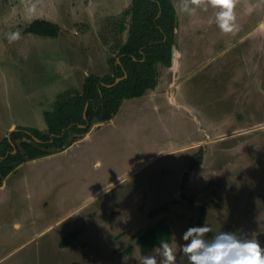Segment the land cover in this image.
I'll use <instances>...</instances> for the list:
<instances>
[{"label": "rangeland", "instance_id": "rangeland-1", "mask_svg": "<svg viewBox=\"0 0 264 264\" xmlns=\"http://www.w3.org/2000/svg\"><path fill=\"white\" fill-rule=\"evenodd\" d=\"M130 2L0 0V141L11 136L15 127L43 130V110L51 109L60 93L72 92L58 90L60 85L83 88L86 75L112 72L110 58L118 51L105 40L117 36L115 24ZM210 8L191 13L195 22L184 31L186 47L195 55L204 52L208 58L204 62L210 66L208 74L185 85L186 105L190 103L197 117L163 98L172 77L181 80V74L167 69L153 91L160 104L157 109L145 101L147 97L124 104L122 130L116 140L122 149L119 156H110L117 162L91 166L73 145L57 164L42 158L15 168L0 189V264H142L161 245L142 255L136 244L138 233L165 217L174 232L172 241L166 243L179 251L185 243L183 233L197 222L201 205L208 210L209 238L220 231L236 232L257 239L264 247V131L224 138L226 131L263 123L264 107L259 108L260 118L238 116L234 113L241 108L219 106L213 88L205 86L212 77L241 79L242 70L228 56L220 57L228 45L225 41L218 44L215 58H210L208 39L193 40L194 30L202 26L200 18L204 20ZM36 18L57 22L59 36L27 33ZM205 28L200 27L197 34ZM14 32L20 39L9 42L7 36ZM180 42L182 52L188 53L183 38ZM248 81L257 83L253 76L244 77L243 82ZM181 97L178 90L176 99ZM206 124L215 125L212 131L217 129L219 138L209 140L205 149L193 147ZM172 146L189 150L151 157L155 150ZM201 148L203 161L191 170L184 190V174ZM105 166L109 169L100 174L93 171ZM165 202L166 211L154 218L148 215ZM80 228L83 232L71 245L60 246L64 236ZM130 246L134 249L128 253ZM177 264H188L187 257L179 254Z\"/></svg>", "mask_w": 264, "mask_h": 264}, {"label": "trees", "instance_id": "trees-1", "mask_svg": "<svg viewBox=\"0 0 264 264\" xmlns=\"http://www.w3.org/2000/svg\"><path fill=\"white\" fill-rule=\"evenodd\" d=\"M178 25L173 0H131L115 24L117 36L105 40L106 43L112 42L118 51L115 57L110 58L112 72L105 75L88 74L81 91L70 95L67 92L60 94L54 106L45 111L46 132L33 126L15 128L11 132V139L17 147L15 153L8 136L0 141V186L17 165L66 148L89 131L95 122L112 119L126 98L140 97L149 89H154L159 81L158 67L173 65ZM25 31L57 37L61 26L46 18H36ZM125 71L127 77L113 86L108 85L114 83L117 77L124 76ZM33 136L41 141H36ZM203 157V148L192 157L190 169L184 174V190L190 182L191 170L203 161ZM167 205L165 202L151 209L148 215L151 218L158 216L167 210ZM207 219L208 210L202 205L197 222L190 227L204 226ZM82 232L83 228L70 232L61 239L60 246L71 245ZM173 235V228L164 217L141 230L135 238L141 254L145 256L162 243L171 242ZM133 249L130 246L127 252L131 253Z\"/></svg>", "mask_w": 264, "mask_h": 264}, {"label": "crops", "instance_id": "crops-1", "mask_svg": "<svg viewBox=\"0 0 264 264\" xmlns=\"http://www.w3.org/2000/svg\"><path fill=\"white\" fill-rule=\"evenodd\" d=\"M173 1L177 10L178 21H179V25L176 31L174 62L172 66L161 65L158 67V71H159L158 85L160 84V80H161L160 77L161 74H164V70L168 69L177 76L181 74L180 81L172 77L170 84L171 88L170 85L167 86L168 90H166L163 98L166 97V100L169 104L176 105L177 110H180L179 108L181 107V112L187 111L188 114H190L191 116L194 115L197 117V114L195 113L194 108L193 109L191 108L192 106H190V103L189 105H186L188 103H186L185 101V95H186L185 85L187 86V82H190L193 78L195 79L199 77L200 74L201 75L208 74L210 72V68H209L210 66L208 65V63L204 62L205 60H208V58H205L203 56L204 52L195 55L192 54L194 52H191L186 47L184 41V38L186 36L184 31L187 29V25H190L191 21L193 23L195 22L194 16L182 10V4L184 0H173ZM218 10L219 9H215L211 7L209 10L210 13L204 16V20L200 18L201 20L200 25H202L200 27H206V28L203 34H201L202 31H200V33L197 34V31L200 27L195 29L194 31L196 34H193V40L194 38L199 36L208 39V43H209L208 49L210 51V58L211 57L215 58V56L219 53L217 48L219 43L223 41L228 43L227 47L223 50L220 57L228 56V58L233 60L234 66L242 67L241 79L231 78L230 80L228 79L219 80L218 78L215 79L214 77H212L211 83L205 86L207 87V89L208 86H210V88L211 87L213 88L214 90L212 91L213 98L216 100V102H218L217 104L219 106L222 104H226L235 108H241V111L236 110L235 112L237 113L234 114L239 116L244 113L246 115L245 116L246 118H260L258 116L259 108L264 107V0H238V3L234 8L238 30L235 31L234 33H224L216 25L215 13ZM248 27H252V28L250 30H246ZM211 31L215 32V34H211L212 33ZM181 38H183V43H182L184 44L183 48L187 49L188 53H186L185 51L182 52V49L180 47ZM197 55H199L200 57ZM250 76H253L256 79L257 83L251 81L243 82L244 77L249 78ZM158 85L154 89H149L144 95L140 96L142 98L147 97L148 99L145 101L147 103H149V101L153 102L154 103L153 107H155L156 109L158 106H160V104H157V100H156L157 98H154L155 93L153 91L157 89ZM69 87L70 86L66 88L65 85H60V88L58 90L72 91L71 93H74L75 91H81L83 89L82 87H79L77 89L76 88L71 89ZM178 90H181L182 92V97L180 101L176 99V93L178 92ZM68 93L69 92H67V94ZM132 98H126L124 100V102L122 103L123 105H121L118 113H116V115H114L112 119L103 122L100 121L95 122L91 126L89 131H87L83 136L76 138V140H74L66 148L53 151L51 153L33 159H29L17 165L15 168L20 167L27 162L37 161L42 158H46L47 160L50 161L55 160L57 164V161H60L64 156H66V153L69 150H71L73 145H76V147L79 148L77 149V154L82 155L83 157H86L91 161L92 163L91 166L97 167L96 166L97 162H99V167L102 166L103 163L107 165H112V162L113 163L115 161L117 162L118 159L112 160L110 156H115V157L119 156L122 149V147L118 144V141H116L119 139L122 130V128L120 127V118L122 117L123 113L121 115L120 113L124 108V104L127 103V101H129ZM155 100L156 102H154ZM252 108H255L254 111H252ZM46 110L48 109H44L42 114V116H44L43 118L44 123L46 125L43 130L41 129L42 131L48 129L45 119ZM242 110H245V112H243ZM10 127L11 129L14 128L15 123H13ZM213 127H215V125L212 127H208L206 124V127L203 128L201 126L200 131H202V134L195 136L196 138H198V140L196 139L197 141H194L193 147L198 146V147H203L205 149L206 147L205 145L209 140L214 138H219L218 136L220 133L217 132V129L212 131ZM256 129L257 131L263 132L264 122L257 123L254 125L253 124L246 125V127L237 130L226 131V133H224L226 137L224 138L239 136L240 132H245V131L247 133H253V131H256ZM111 139H113L115 143H113ZM183 150L188 151L189 149L185 147L182 148V146H172V148L170 149L163 148L160 150H155V153L151 157L154 158V157H162L168 154H178ZM107 169H109V166H105L104 169L101 171L99 170H93V171L100 174L102 171H105ZM4 185L5 184L3 183L0 186V189H2ZM182 185L183 182L181 184V187ZM30 195L33 196L34 194L31 192Z\"/></svg>", "mask_w": 264, "mask_h": 264}, {"label": "clouds", "instance_id": "clouds-1", "mask_svg": "<svg viewBox=\"0 0 264 264\" xmlns=\"http://www.w3.org/2000/svg\"><path fill=\"white\" fill-rule=\"evenodd\" d=\"M238 0H184L182 10L194 13L197 8L207 10L209 7L219 9L215 13V23L224 33L238 30L234 8ZM9 42L20 39L18 32L7 36ZM99 167V162H97ZM107 190V189H106ZM19 229V224H14ZM210 226L189 227L182 236L185 243L179 251L167 243H162L159 250L145 256L142 264H177V257L183 254L188 264H264V247L257 239L241 236L236 232H217L211 238Z\"/></svg>", "mask_w": 264, "mask_h": 264}, {"label": "water", "instance_id": "water-1", "mask_svg": "<svg viewBox=\"0 0 264 264\" xmlns=\"http://www.w3.org/2000/svg\"><path fill=\"white\" fill-rule=\"evenodd\" d=\"M128 76V73L125 71V74H124V76H119V77H117L116 78V80H115V82L114 83H110V84H108L109 86H113V85H115L116 83H118L119 81H121L123 78H125V77H127ZM88 103L86 104V110H87V108H88ZM85 117H87V115H86V113H85ZM8 138H9V140H10V142L12 143V145L15 147V149H14V153L17 151V147H16V145H15V143H14V141L11 139V136H10V134L8 135ZM33 138L36 140V141H38V142H40L41 140L39 139V138H37L36 136H33Z\"/></svg>", "mask_w": 264, "mask_h": 264}]
</instances>
